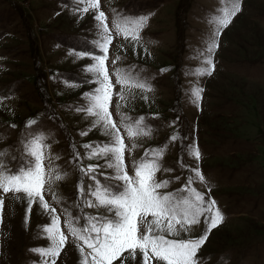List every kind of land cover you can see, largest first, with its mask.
<instances>
[{
    "label": "rangeland",
    "instance_id": "rangeland-1",
    "mask_svg": "<svg viewBox=\"0 0 264 264\" xmlns=\"http://www.w3.org/2000/svg\"><path fill=\"white\" fill-rule=\"evenodd\" d=\"M231 3L99 0L98 9L83 12L76 10L75 0H0V163L16 169L29 134H43L44 165L51 170L43 195L56 209L63 231L67 233L63 220L68 213L107 215L84 207L77 195L79 166L100 164L98 172L113 175L103 159L89 160L90 149L83 147L109 138L91 127L92 117L77 111L87 106L84 93L97 86L85 69L92 56L104 54L95 44L101 30L94 15L102 11L113 37L105 61L114 85L109 111L127 145L128 174L134 175L133 164L145 150L163 149L155 179L168 184L158 191L187 195L177 190L192 177L190 187L215 200L224 216L198 252L199 264H264V0H241V11L216 37L218 47L209 65L207 47L215 27L211 18ZM141 16L148 21L139 40L126 39L113 27L122 17ZM76 53L89 55L78 58ZM205 68L212 74H199ZM117 69L150 90L116 84ZM197 88L203 91L194 102ZM124 116L129 118L125 123L143 117L149 134L129 137L121 124ZM193 145L201 153L199 160L189 155ZM197 167L203 181L192 171ZM57 174L63 179L56 180ZM0 197V264H40V254L32 249L48 245L42 226L51 217L35 203L26 212L27 202L11 193L0 190ZM203 227L201 222L168 238H195ZM80 259L69 237L56 264H80ZM122 264H140V258L126 252Z\"/></svg>",
    "mask_w": 264,
    "mask_h": 264
},
{
    "label": "snow or ice",
    "instance_id": "snow-or-ice-1",
    "mask_svg": "<svg viewBox=\"0 0 264 264\" xmlns=\"http://www.w3.org/2000/svg\"><path fill=\"white\" fill-rule=\"evenodd\" d=\"M75 2L77 11L88 12L99 8V0H75ZM80 5L84 6L80 7ZM240 11L241 0H232L230 8H222L220 13L211 18L210 22L215 27L208 41L207 64H212L211 53L218 47L216 37ZM94 19L101 30V39L95 41V44L104 54L92 56L93 63L86 66L85 70L94 78L91 82L97 86L91 92L84 93L87 106L78 108L77 111L92 117L91 127L98 128L109 138L107 142L96 145L85 144L83 147L90 149L87 152L89 160L103 159V166L111 169L113 175L98 172L101 168L100 164L90 163L79 166L82 175L77 185V195L78 199H82L84 207L97 209L98 212L103 210L107 215L84 214L81 217L68 213L63 220L67 233L61 229V218L56 215V209L45 200L43 195L46 185L51 180V170L46 169L44 165L43 150L47 145L44 143L43 134H29L30 138L24 143L25 155L16 169H8L0 163V190L5 194L11 193L16 199H24L27 202L26 212H31L35 203L51 217L50 223L42 226L43 234L49 241L48 245L32 249L40 254V264H56V258L69 237L73 238L80 253V264H113L118 259H121L122 264V257L126 252L133 259L139 257L140 264H199L198 252L211 231L223 223L224 216L216 207L215 200H206L203 193L190 187L192 177H189L186 185L177 190L187 192V195L177 197L174 193L158 191L168 184L167 180L155 179L156 173L160 170L158 160L163 156V149L145 150L144 157L133 164L134 175L128 174L124 159V153L128 150L127 145L121 136L120 127L114 122L109 111L114 85L105 61L108 59V45L113 37L102 11H97ZM147 21V16L122 17L113 22V27L117 34H122L126 39L130 37L132 40H139L140 31ZM76 55L80 58L89 54L76 53ZM199 74L211 75L212 71L205 68ZM114 75L116 84L130 88H149L144 82L135 79L124 70L117 69ZM202 91L203 89L199 88L193 90L194 102L199 100ZM128 119L126 116L122 117L121 124L129 137L149 134L143 126V117L125 123ZM34 123L35 121H29V124ZM81 135H87V132H82ZM171 139L176 140L177 137L172 136ZM3 155L4 153L0 152V156ZM189 155L199 160L201 153L198 147L193 145L189 149ZM149 156L152 158L149 159ZM76 159H81L79 153L76 154ZM192 171L196 178L204 180L198 167ZM97 175L120 183L115 185L102 183ZM55 179L61 180L63 176L57 174ZM85 179L92 183L86 185ZM88 196L92 199H87ZM3 205V197H0V211ZM25 221L27 222V215ZM201 222L204 227L198 237L168 238L169 235H179L180 231L187 232Z\"/></svg>",
    "mask_w": 264,
    "mask_h": 264
}]
</instances>
